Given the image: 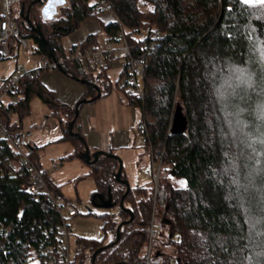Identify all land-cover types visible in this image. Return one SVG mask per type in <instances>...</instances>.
<instances>
[{
  "label": "trees",
  "instance_id": "16d2710c",
  "mask_svg": "<svg viewBox=\"0 0 264 264\" xmlns=\"http://www.w3.org/2000/svg\"><path fill=\"white\" fill-rule=\"evenodd\" d=\"M107 1L118 18L100 19V29L90 31L69 49L62 37L84 18L99 16L102 9H96V0H70V7H61L62 18L48 23L41 19L45 0L32 3L29 14L47 41L21 14L31 0L17 1L19 10L13 15L20 35L33 39L31 49L43 56L44 63L25 69L18 66L4 78L6 82L19 73L8 89L9 99L0 101V125L14 135L20 133L23 117L30 112V99L37 94L59 118L61 138H71L79 154L85 142L70 132L68 124L74 117L72 128L84 135L80 109L86 101L75 114V102L60 99L40 76L51 60L63 56L61 68L85 78L77 100L96 95V82L101 95L117 87L130 104L139 107L146 145L153 152L162 149L159 183L164 164L169 173L186 178L184 184L169 182L165 187L166 205L160 211L168 220V241L173 245L166 256L176 257L180 264H264V4H245L243 0ZM147 25L160 29L152 46L149 34H136ZM121 29L134 54L152 48L141 77L143 93L129 89L128 65L119 67L116 78L111 76L114 57L110 55L101 63L87 62L84 71L78 68L84 63L83 55L97 46L101 33L118 39ZM6 56L0 50V58ZM249 77L251 86L246 82ZM14 112L17 118L12 117ZM28 144L31 157L40 166L39 145L31 139ZM108 150L114 152L112 146ZM17 154L8 138L0 135V163ZM118 164L113 153L89 162L88 172L95 183L91 201L101 205L110 199L112 205L98 212L102 235L75 234L80 248L73 264L88 257L91 261L93 251L102 244L106 246L97 252L96 261L135 264L140 256L153 209V185H131L124 204L133 209V215L123 223L114 242L118 222L130 215L120 203L126 185L116 178ZM27 175L0 171V264H25L26 254L37 252L47 235L45 228H55L60 220L51 201L22 189ZM122 175L126 176L124 167ZM51 186L61 197L59 183Z\"/></svg>",
  "mask_w": 264,
  "mask_h": 264
},
{
  "label": "rangeland",
  "instance_id": "374dc122",
  "mask_svg": "<svg viewBox=\"0 0 264 264\" xmlns=\"http://www.w3.org/2000/svg\"><path fill=\"white\" fill-rule=\"evenodd\" d=\"M12 8L13 12L19 10L17 1L13 2ZM60 10L61 8H59V12ZM113 16L114 13L112 11L104 9L100 12L98 17L84 18L75 30L62 37L65 47L69 49L73 42L84 39L90 30L94 31L100 29V19L106 21ZM26 41V43H21L18 47H15L14 52L9 51L6 57L0 58V85L3 83L4 77L13 69H16L17 66H21V68L25 69L41 64V54L31 49L33 39L28 37ZM122 62L123 58L117 57L114 59V66L118 68ZM82 85L84 90V84L82 83ZM3 98L7 101L9 95L5 94ZM88 104L91 103L86 101L82 104V109H80L81 118L82 110L86 112ZM131 106L134 107L136 111V116L133 121V130H135V134L137 135V141L134 145L132 144L122 149L121 153H116L123 159L124 172L131 185L137 183L148 184L149 186L153 185L154 188L155 180L152 176L147 175L145 171L152 166H160L161 161L148 145L146 147L147 150L152 153L153 161L151 154H147L144 147L142 154L139 153V151H141L140 146H142V144L143 146L145 145V135L138 126L141 116L140 109L135 105ZM89 108H91V106ZM12 117L17 118V112H14ZM30 127L32 128L30 138L39 145L37 151L41 165L47 169L48 175L51 178L58 181L62 193L61 197L72 202L79 209L77 214L70 217L72 232L74 234L102 235V218L98 215V212L102 211L104 207L93 203L90 199V193L95 183L93 176L88 172L89 162L77 154L74 141L71 138H61L63 128L59 118L51 114L49 105L37 94L31 97L30 112L23 117V128L27 129ZM168 166L169 164H167V167ZM165 167L164 164L161 168V180L159 183L161 186L166 187V184L169 182H172L174 185H181L186 182V178L183 175L171 174ZM89 209H92V211L90 212ZM156 224L160 232L158 237L154 240L155 248L160 247L165 254H169L173 251V245L168 241L169 224L168 220L163 217L158 208L156 213ZM144 249L145 244L143 242L140 252ZM80 264L92 263L88 257Z\"/></svg>",
  "mask_w": 264,
  "mask_h": 264
},
{
  "label": "built area",
  "instance_id": "2783aa9c",
  "mask_svg": "<svg viewBox=\"0 0 264 264\" xmlns=\"http://www.w3.org/2000/svg\"><path fill=\"white\" fill-rule=\"evenodd\" d=\"M15 1L18 0H0V50L3 52L8 51L10 40L14 36H19L23 42L26 41V37L20 35L17 19L13 15L12 4ZM99 8L112 11L107 0H96V9ZM113 17L118 18L115 14ZM120 32L122 33V37L118 39L110 38L104 33L100 34L97 46L92 50H88L86 55H83L84 63L80 64L78 68L80 71H84L87 62L95 61L101 63L107 55L114 57V59L122 57L123 62L120 66L128 65V79L131 82L129 89L143 93L141 77L152 48H143L134 54L130 42L123 35V30L121 29ZM136 34L139 36H147L149 34L150 46H152L156 36L160 34V29L157 26L147 25L139 29ZM62 59L63 56H60L51 60L49 64L50 66H58ZM18 74L17 72L0 85V101L4 100L3 97L8 93V89L14 86ZM138 126L140 129H144L145 122L139 121ZM31 134V127L27 129L23 128L20 133L14 135L8 132L5 126L0 125V135L6 136L18 152L16 157L8 158L5 160V163H0V171L28 173L27 178L21 182L22 189L33 196H43L51 201L60 214V220L55 228L53 226L45 228L44 232L47 235L40 241L38 251L27 253L23 260L25 264H73L75 259H77L76 253L80 248V244L76 241L75 234L72 232L70 217L77 214L78 209L72 202L55 194L51 183L57 184L58 181L51 178L48 175L47 169L42 165H37L31 157L28 144ZM161 154L162 149L157 147L155 155L161 158ZM145 172L155 180L153 188V209L150 221L145 227L147 233L143 241L145 249L140 252V256L137 258L135 264H180L176 257L171 255L167 257V254L160 247L155 248L154 240L160 232L156 224L157 208L161 210L166 205L167 192L166 188L159 184L160 166L157 168L152 166ZM52 230L53 232H51ZM157 251H160V253L157 254Z\"/></svg>",
  "mask_w": 264,
  "mask_h": 264
},
{
  "label": "crops",
  "instance_id": "0c3cea01",
  "mask_svg": "<svg viewBox=\"0 0 264 264\" xmlns=\"http://www.w3.org/2000/svg\"><path fill=\"white\" fill-rule=\"evenodd\" d=\"M26 42L27 41H21L17 36L12 37L6 54H8L9 51L14 52L15 47ZM40 62L41 64H37L34 67L44 63L43 56L40 58ZM118 72L119 66L118 68L113 66L111 76L116 78ZM40 76L48 86L56 91L57 96L63 101L74 103L83 91V82L76 76L66 73L59 66H48L43 68L40 72ZM87 102L91 104H88L86 112L82 110V122L84 136L87 139V143L90 145V149H108L112 146L114 152L121 153L122 149L136 143L137 135L135 134V130H133V121L136 116V111L135 108L131 106L132 104L128 102L124 92L120 88L114 87L110 92L102 94L98 98ZM90 106L91 108H89ZM146 146V142L144 146L142 144L139 153L142 154V152L146 150V153H150L152 157V153L147 150Z\"/></svg>",
  "mask_w": 264,
  "mask_h": 264
},
{
  "label": "water",
  "instance_id": "95a60500",
  "mask_svg": "<svg viewBox=\"0 0 264 264\" xmlns=\"http://www.w3.org/2000/svg\"><path fill=\"white\" fill-rule=\"evenodd\" d=\"M36 1H38V0H31V2L29 4V6L27 7L26 11H24L23 8L21 9V14L31 24V26H33L34 28H36V30L41 34V36L47 41V39L45 38V35L43 34V31H42L41 27L38 24H35L32 21V18H31L30 14H29V9H30L31 4L34 3V2H36ZM58 66L61 68V65L60 64H58ZM77 78L80 79L81 81H85V78H80V77H77ZM93 84L97 88L96 95L86 96V97L79 98L75 102V106H74V108H75V114H77L79 112V105H80L81 102H83V101H91L92 99H95L97 96H100L101 95V90L99 88V85L96 82H93ZM73 121H74V117L69 121L68 127L70 129V132L79 135L80 138H82L84 140L85 144H84V147L79 151V155L81 157H83L87 162H93V161H95L103 153H105V154H111V153H113L118 158L119 164H118V167H117V169L115 171V175H116V178L117 179H119L120 181L124 182L125 185H126V188H125L124 192L122 193V198H121V202L120 203H121V206L123 208H126L130 212V215H129V217L122 218L118 222V224H117V230H116V237L114 239V242H115V241L118 240V238L121 235V227H122L123 223L130 221L131 218H132V215H133V209L131 207L125 206V204H124V196L128 192V190L130 189L131 183H130L129 179L127 178V176H123L122 175V171H123V167H124V165H123V159L116 152H111V151H109L106 148H96V149L91 150L89 144L87 143V140H86L85 136L83 134H81L79 131H76V130H74L72 128ZM110 205H112V202H111L110 199L105 200L103 203H101V206H110ZM104 246H106V244H102V245L98 246L93 251V253H92V259H91V263L92 264H100V263H97L96 262V254ZM158 253H160V251H157V254ZM104 264H130V263H128L126 261H123V260H116V261H112V262L104 263Z\"/></svg>",
  "mask_w": 264,
  "mask_h": 264
},
{
  "label": "clouds",
  "instance_id": "9594fccd",
  "mask_svg": "<svg viewBox=\"0 0 264 264\" xmlns=\"http://www.w3.org/2000/svg\"><path fill=\"white\" fill-rule=\"evenodd\" d=\"M70 0H46L45 5L41 8V19L48 23L53 20H59L62 17L59 15V8L70 7ZM48 9L51 12V17L46 14L45 10Z\"/></svg>",
  "mask_w": 264,
  "mask_h": 264
},
{
  "label": "snow or ice",
  "instance_id": "6c2138e0",
  "mask_svg": "<svg viewBox=\"0 0 264 264\" xmlns=\"http://www.w3.org/2000/svg\"><path fill=\"white\" fill-rule=\"evenodd\" d=\"M243 2L245 4H264V0H243ZM45 12L50 18L51 12L48 9H46ZM239 71H241V73L243 74V70H239ZM246 82L251 86L252 81L250 77L248 78ZM261 143H264V140H261Z\"/></svg>",
  "mask_w": 264,
  "mask_h": 264
},
{
  "label": "flooded vegetation",
  "instance_id": "af4514ba",
  "mask_svg": "<svg viewBox=\"0 0 264 264\" xmlns=\"http://www.w3.org/2000/svg\"><path fill=\"white\" fill-rule=\"evenodd\" d=\"M97 263H100V264H104L106 262H103V261H96ZM108 263V262H107Z\"/></svg>",
  "mask_w": 264,
  "mask_h": 264
}]
</instances>
